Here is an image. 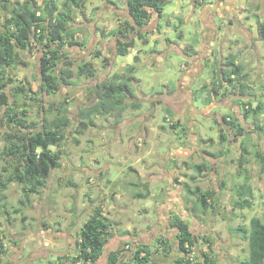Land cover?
Here are the masks:
<instances>
[{
	"label": "rangeland",
	"instance_id": "374dc122",
	"mask_svg": "<svg viewBox=\"0 0 264 264\" xmlns=\"http://www.w3.org/2000/svg\"><path fill=\"white\" fill-rule=\"evenodd\" d=\"M14 1L15 0H0L1 31H5L6 29L1 24V22L5 16L9 15V11L12 9ZM20 1L36 2L41 8L45 7L44 0ZM57 1L60 5V9L63 10L61 5L64 0ZM117 1L113 0L115 5L118 4ZM184 1L185 0H182V2ZM259 1L261 2V4H258L260 14H255L256 10H253L255 12L253 13L250 9L252 8L251 5L249 10L245 12L246 20L253 19L257 22L259 19H264V0ZM87 2L88 0L86 3ZM119 2L123 5V7H126V5H124L125 3H123L124 1ZM86 3L84 4V7ZM89 3L90 5L96 4L97 6L90 8V12H88V8H85L86 13L84 15V20L86 21V24L83 27L77 25V19L79 18V12L81 9L71 7L73 11V22H71V26L77 28L75 39L79 41L84 40L86 42L83 48L80 46H66L62 52L63 55H68L74 62L71 66L73 73L71 85L68 86L60 84V88L57 93L48 95L41 88L39 61L42 56V47L38 48L37 50L31 49L26 51L17 49V52L20 56L18 57V64L14 67L10 66L6 68V75L11 79V89L15 87H21L25 89V91H28V93L31 94V97L33 98H25V94L19 93L14 95L13 93V96L16 99V106L19 110H21L23 107L27 108V119L29 121H34L37 128L41 127L43 116L53 119V117L58 114L57 109L60 103H63L67 111L73 117H75L82 106L92 104L94 102L93 89L95 88L97 82L112 79L116 75L121 74L120 71H128L127 67H124L123 65L124 63H128L130 61V64L135 62L137 69L133 74V76H135V80L130 82L134 92L132 97L133 99L128 98L126 102L129 105H131L133 102L140 103L141 107L135 109L133 106H130L128 109L122 112V114L115 112L114 114L110 115H99L96 119L95 126L97 127L95 128L94 126H91L86 129H81V132H77V130H74L72 127L71 128L74 131L69 132L71 128H68V130L65 132L64 140L57 146L51 147L52 150L59 151L61 155V166L58 169L52 171L50 178L47 180L46 187L42 189L39 194L31 195L32 206L27 205L26 207H23L21 204L20 200L23 198V187L21 184L17 182L9 184L10 186L4 192L7 206L3 205V207H1L2 205L0 204V236L2 237L3 244L5 245L4 252L0 257V264H46L49 260L56 262L58 261L57 256L63 255L60 254V249L64 250L68 248L71 249L72 254L75 253V240L77 239V236L79 235L78 233L81 230V222L78 223L79 225H77L76 220L82 216L81 218H84V223L88 219L89 214H91V211H88V208L91 207L94 209L96 207L92 203L93 201L89 199V194L93 191L90 183H92V180H105L103 174L96 175V173H94L92 170L89 171L84 168L88 165L90 167L96 165L94 162H91L90 159L97 156L100 158L98 163L101 165V167L109 166L111 165L110 161L113 158V156L110 154L115 153V161H119L120 158H124V156H118L116 154L118 153L129 156L130 162L132 161V163L135 164V159H137L139 156H143L145 153H147V148L151 149L152 147L153 151L149 152L147 156L151 163L160 164L161 169L159 168V171L162 173L163 168L166 169L170 166L167 157L169 145L166 144L167 141L165 140L171 142L173 140L179 141V139H181V143H185V137L183 134L184 127L180 125L184 120H182V118H180L175 112L171 111L170 113L167 110L169 106L175 107L170 102V100L174 99V97L171 95V97H161L158 95H162L161 93L163 92L166 93L167 85L175 86L178 83L179 80L177 79L182 74L181 66L183 64L184 57L181 54V49H176L175 47L176 45L181 43L184 44L185 42L186 44L189 43L197 48V41H200L201 38L199 34L196 33L197 31L194 28L198 27V24H193L192 22L188 24L183 23L184 19L178 15L176 0H174L172 3L167 0L165 16H163L161 19V25L165 26V29H163L162 33H159L160 30L158 27L155 28L157 24L156 22L159 21V12L154 11L152 13L148 29L137 27L136 31H132L127 26V32L130 37L126 40H135V44L126 55H121L117 53L116 40L112 36V33L108 32V34H106L108 38L103 45L101 42L96 41L98 33L93 26V21L96 18L98 11H100V16L102 17H97L98 21L105 22L108 21L109 18V21L123 20L125 22H123L121 25L118 23L116 24L118 27L116 29H121L124 27V25L126 26V21L131 19L130 13L117 9L116 11H113L111 7H109L108 3L106 5L105 0H89ZM252 3L253 6H255L257 2L253 0ZM183 12L184 11H181V13ZM174 17L177 28H174V25H167L169 19ZM180 18H182V21ZM230 19L231 22L225 24L226 27L234 26L239 28V26L243 25L234 22L232 17ZM186 24L187 26H185ZM252 26V24L245 22L246 28L252 32H256L255 27ZM180 30L186 33L184 40L179 37ZM140 34H143V37H141ZM119 35L122 37L121 34ZM144 37H147L148 43H145ZM226 37H229V33H226ZM246 40V42L242 39L232 41L230 40V46L227 45L229 47V53H237L238 55L241 53V51H237V47H244V45L245 47L250 48L253 40L250 38L249 41L248 39ZM172 47L176 50V52L172 51ZM98 51L103 53L101 57L95 56ZM186 52H188L187 49H185V53ZM217 52L218 46L215 53ZM262 52L264 54V49H262ZM137 53L139 54L138 60L135 59ZM169 54L170 56L166 60H158V56H165L166 58V56ZM191 57L188 61H192ZM21 60L27 61V65H22L20 63ZM241 60L242 61L236 62L241 65L244 72L249 73L248 82L250 83V86H253L251 89L253 90V96L244 97V99H246L244 102L253 100L252 105L253 107H256L260 102H264V78L258 77L255 70L252 71L253 67H257L258 61H246L242 57ZM105 61L108 62L105 64ZM138 61H141V63H138ZM84 62L93 63L96 71L95 77L77 74L78 65ZM213 62H220L225 65L228 61H216L214 59L213 61H206V63L210 64ZM218 70V65L213 70H204V72L199 76V80H197L196 84L193 85L196 94L202 96L204 93H206L203 92V90L206 88L208 89V87H213L214 89L218 87L219 80L216 78L218 77ZM127 74L128 76H131V73ZM125 80V76H123L121 78V83H124ZM212 80L215 82V84L212 82ZM201 81L203 87L198 88ZM254 85H256V87H254ZM171 89H168L167 92H170ZM236 93L237 91L234 92L232 86L230 85L225 84L219 87V94L221 97L227 94L231 98L235 99ZM145 102L148 103L145 104ZM158 102L162 103L161 106L156 109V112L155 110L150 112V109L156 107ZM199 103L200 102L198 101V104ZM204 103H202V105H204ZM198 104L196 103V105ZM43 108L48 111L47 114L42 112ZM212 108L213 105H210L206 110H210ZM183 109H185V107H183ZM229 110L230 109H228V107L224 108L219 106L212 111L211 115L205 117L198 116V120L202 123H205L203 131L209 136L218 137L213 143H211L207 151L217 153L222 151L223 153L221 155L226 153L229 154L227 157L228 160L226 159L227 165H231L229 157H236V150L235 147H233L232 141L228 140L225 142L219 139L218 131L225 133L229 139V130L222 127V125H224L222 116L215 114V112H228ZM148 112H150V116H153L155 118L154 120L157 121L159 125H155L156 128H158V133L154 134L153 139L149 138L150 140L148 143L145 142L148 144V146H145L146 148L144 149V145H146L144 140L148 138L146 135V122H149L147 119L149 116ZM210 116L211 118H206ZM2 117L3 119H6L5 113L0 111V118ZM167 118L169 120H167ZM255 120L260 128L256 132V138L254 141H249L250 143L248 145V149L251 154H247L246 160H248L245 164L249 176L251 177L250 181L255 192L253 197V206L250 208H238L235 210L234 208H227L234 204V200L237 196L236 194L229 192L227 195L220 198L217 205H213L215 202H212L214 208L210 207L207 210L208 213L206 214L208 219L212 217L211 219H213L215 222L217 221V228L220 230L221 239L225 244H230V247L234 253L233 259L238 263L242 258L248 256L249 248L248 242L243 239V234L237 230L234 231L233 229L239 225L250 227V221L252 217L262 216L264 212V170L262 161L256 156V152L259 150L264 151V112L258 115ZM151 121L152 120H150V122ZM173 123H176L175 128L171 126ZM75 128L79 129L77 126ZM8 130L9 129L6 125V122H0V151L7 149L9 142L4 140V136ZM143 143L144 145H142ZM98 145L103 148L100 152L97 150ZM230 148L234 149V154L231 152ZM197 156H199L197 159H200L199 153ZM254 157L255 159H253ZM115 161L112 162L113 165H125L123 162L119 163ZM0 163L1 165H7L6 161H4L1 156ZM138 163L135 165L138 166ZM161 164H163V166ZM232 165L234 166L235 163H232ZM231 169L233 168L230 167L229 170ZM11 170H13L12 167L10 168V171ZM110 177L112 178L113 175ZM158 180H160V178ZM238 180L240 183L244 182V178L242 177H239ZM134 181H137V179ZM117 187H121V184H117V186L114 185L113 189ZM132 188L134 192L141 191L139 188ZM154 190H156V188H154ZM104 192L105 191L102 193L96 192V199L100 200L102 203L105 202L104 196H108L105 195ZM56 197H58V199ZM96 199L94 200L96 201ZM61 200H63V203ZM146 200L148 199H145V201ZM145 201L140 202L139 200L140 203L133 206V211L136 212V209L139 208L142 203H145ZM49 202L52 204L54 202L55 205V208H51L50 212L47 208V204ZM17 209H19L20 212L14 213V210ZM103 211H105V216L109 220L113 221V223H117L115 220H120V218L127 219L130 217L128 215L129 213H123L120 214V216H116L115 210H110V208L107 207L106 209H103ZM133 215H136V213H133ZM8 217L9 221H7ZM47 218H49V221H47ZM153 219H156V214L153 212L149 213L145 219L141 218V220L145 223L150 222ZM62 222L65 227H70L71 229L73 228V231L76 234L75 239H67L64 241L65 238H67L64 237V235H58L61 240L49 238L50 235H47V233H49L47 225L50 223H52L54 226L57 223L61 225ZM54 232L55 228L53 227L52 233ZM231 234L232 238L230 237ZM215 239L216 237H214V239L212 238V244L214 246L216 245ZM227 239L228 241L230 240V242H227ZM53 240L57 241H54L53 243ZM58 242L61 244L66 243L67 245L65 244V246H61L58 245ZM31 243V246L34 247V253L32 252L33 250H31L32 248L29 247ZM130 244L132 243L130 242ZM221 244L222 243H220V247H224V245ZM56 246L58 247L56 248ZM108 246H110V243H108ZM108 246L106 249H109ZM122 246L124 245L122 244ZM14 247H16L15 251ZM129 248L126 247L123 249L122 252L124 255L125 253L130 252ZM190 255L198 261L202 260L203 258L201 252L198 253L197 250H194V252L192 250ZM126 256H128V253ZM107 262L108 259L103 256V258H101L98 263L91 264H106ZM237 262L235 264H237Z\"/></svg>",
	"mask_w": 264,
	"mask_h": 264
},
{
	"label": "crops",
	"instance_id": "0c3cea01",
	"mask_svg": "<svg viewBox=\"0 0 264 264\" xmlns=\"http://www.w3.org/2000/svg\"><path fill=\"white\" fill-rule=\"evenodd\" d=\"M105 1L106 5L108 3L109 7H111L113 11H116L117 9L130 13L128 0H119L124 1L123 3H125L124 5H126V7H123V5L117 0V5L114 4L113 0ZM168 1L172 3L174 0ZM252 1L253 0H185L182 2V0H176L178 15L184 19L183 23L188 24L192 22L193 24H198V27H195L194 29H196V33L199 34L201 39L200 41H197V48L189 43L186 44L185 42L184 44L181 43L176 45V47L174 46L176 49H181V54L184 57L183 64L181 66L182 74L180 77H178L177 80L179 81L175 86L167 85L166 93L163 92L161 93L162 95L158 96L163 97L171 95L174 97V99L170 100V102L175 107L169 106L167 110L175 112L180 118H182V120L185 121L180 124L182 127H184L183 134L185 137V143H181V139H179V141L173 140L171 142L165 140L167 141L166 144L169 145L167 157L170 166L166 169L163 168L162 173L159 171V168L161 169L160 164L151 163L147 156L149 152L153 151L152 147L151 149L147 148V153H145L143 156H139L137 159H135V164L139 162L138 166L133 164L132 161L130 162L129 156L123 154L121 155L116 153L118 156H124V158H120L119 161H115V153H113L110 154L113 156V158L110 161L111 165L109 166L101 167V165L98 163L100 158L95 156L94 158L90 159V161L94 162L96 165L92 167L89 165L84 167L89 171L92 170L94 173H96V175L103 174L105 177L104 181L92 180V183H90L93 191L90 192L89 199L93 201L92 203L95 206L101 205L103 209H106L107 207L110 208V210H115L116 216H120V214L123 213H129L128 215L130 216L127 219L120 218V220H115L117 222L114 223L113 232L115 234L108 242L110 243V246H108V243L105 245V249L107 246L109 249H106L103 255L108 260L111 254L116 251L117 255L122 257V259L117 264L134 263L129 255L123 258L122 254H120L118 251L125 240L131 242L135 248L142 245L145 246L147 250L151 252L152 260L150 261V264H176V258L183 255V252L179 249L178 235L180 232L179 228L176 226V220L180 218L188 225L196 239V245L193 248V252L194 250H197L198 253L201 252L202 254L203 252L207 251L220 264H235L237 262L233 259L234 253L230 247V244H225L221 239L220 230L217 228V221L215 222L213 219H211L212 217L208 219L206 214L208 213L207 210L210 207H213V205H217L220 198L227 195V193L231 192L232 194H236L237 196L234 200V202H236L241 198V191L243 189L248 190L249 187L252 189V194L250 192H246L244 197H249L253 206V197L255 192L250 181L251 177L249 176L245 164L248 160H246L247 154H251L248 149V145L250 143L249 141H254L256 138V132L260 126L255 122V118H257V116H251L249 118L244 116L243 103L244 100H246L244 97L248 96H242L236 93L234 99L227 94L221 97V95L218 93L217 96L213 97L212 102L206 105L204 100L210 87L203 90L206 93H204L202 96H199L196 94L193 85L196 84L197 80H199V76L206 69V61H208V59H214L216 61H231V59H234V61H242V57L246 61H258L257 67H253L252 71L255 70L258 77L264 78V54L262 52V49H264V29L262 28L264 26V19H259L257 22L253 19L246 20L245 12L249 10L251 5V11L255 13L253 10H256L255 14H260L258 4H261V2L259 0H254L257 3L255 6H253ZM94 6L97 5H90L88 0L85 7L81 8L79 12V18L77 19L78 26L83 27L86 24V21L84 20V15L86 13L85 8H88V12H90V8H93ZM165 7L162 11V16H159L158 18L159 23L156 22L157 24L155 28H159V33H162L163 29H165V26L161 25V19L163 16H165ZM181 11L184 12L181 13ZM97 17H102L100 16V11H98L96 14V18L93 21V26L98 33L96 41L101 42L103 45L108 38L104 35L108 34V32L113 33V31L118 30L116 29L118 28L116 24L118 23L121 25L125 21H109V18L108 21L100 22L98 21ZM231 17L234 19V22L243 25L239 26V28L234 26L226 27L225 24L231 22ZM182 18H180L181 21ZM150 21L148 24H145L141 27L148 29ZM245 22L252 24V27H255L257 33L246 28ZM187 24L185 26H187ZM167 25H174V28H177L175 17L169 19ZM226 33H229V37H226ZM185 34L186 33H184V31L180 30L179 37L184 40ZM117 36L121 37L119 34ZM114 38L116 40L115 36ZM238 38L244 40L245 42L247 41L246 39L249 41L250 38L253 40V42L251 45L249 43L250 48L245 47V45L244 47H237V51H241V53L238 55L237 53H229L230 51L227 45L230 46V40H240ZM217 46L218 52L215 53ZM34 49L37 50L38 48L35 47ZM172 49V51L176 52L173 47ZM185 49H187L188 52L185 53ZM136 55L139 54L137 53ZM169 56L170 54L166 56V58L165 56H158V60L164 61ZM190 57L192 58V61H188ZM138 63H141V61H138ZM129 64L130 61L128 63H124L123 66L127 67ZM132 64H135V62ZM218 66L220 69L221 65L219 63ZM123 72L124 71H120L121 74ZM200 87H203L202 81L199 83L198 88ZM251 87L253 88V86ZM254 87H256V85H254ZM168 89H171L170 92H167ZM198 101L200 102L199 104ZM147 103L148 102H145V104ZM196 103L198 105H196ZM202 103H204V105H202ZM161 104L162 103L158 102L156 107L150 109V112L153 110L156 112V109L161 106ZM210 105H213V108L206 110ZM219 106L224 108L228 107L230 110L228 112H215V114L222 116L229 113L237 116L238 121H236V123H238L239 126L244 127L246 130V132L243 134L234 135L232 132L230 133V129H228L230 133V140L232 141L233 147H235L236 150V157H229L231 165L226 164V159L229 154L226 153L227 155L224 154L214 157L208 153L207 149L211 145L209 139L212 137L213 140H216L218 137L207 135L203 131L205 123H202L198 120V116L205 117L211 115L212 111ZM183 107H185V109H183ZM150 112H148L149 116ZM149 116L147 118L149 122H146V135L148 138L144 140V143H148L150 140L149 138L153 139L154 134L158 133V128L155 126L159 125L158 122L154 120L155 118L153 116ZM206 118L209 119L211 116ZM96 119L97 116L94 117L95 124ZM150 120L152 121L150 122ZM224 126L225 124L222 125L223 128ZM95 127L97 126L94 125V128ZM220 134L221 131H218V136H220ZM245 140H248L246 145L247 150L244 149L243 145ZM144 143L142 145H144ZM145 146H148V144L144 145V149L146 148ZM102 149L103 148L98 145V152L102 151ZM231 152L234 154V149H231ZM198 153L200 155V159H197L199 158V156H197ZM253 159H255V157ZM113 161L119 163L123 162L125 165H113ZM203 163L208 165V167L202 168L200 170L195 169V165ZM232 163H235V165L233 166ZM161 165L163 166V164ZM230 167L233 169L229 170ZM112 175L113 177L111 178L110 176ZM239 177L244 178L243 183L238 182ZM159 178L160 180H158ZM135 179H137V181H134ZM117 184H121V187L113 189L114 185L117 186ZM132 187L139 188L141 191L134 192ZM197 187H200L203 191L211 192V195L214 197L209 199L211 204L206 208L201 206L198 194L193 193ZM154 188H156V190H154ZM103 191H105L104 194L108 196H104L105 202L102 203L100 200L96 199V192L102 193ZM56 198L58 199V197ZM94 199H96V201ZM145 199L148 200L145 201ZM139 200L140 202L145 201V203H142L141 206L136 209V212H134L132 208L135 204L140 203ZM61 201L63 203V200ZM212 202L215 203L213 204ZM29 206H32V200ZM53 207L55 208L54 202L53 204L51 202L47 204L49 212L51 211V208L53 209ZM227 208L233 209V205ZM88 209V211L93 210L91 207ZM152 212L156 214V219L146 223L141 220V218L145 219L147 215ZM133 213H136V215H133ZM81 217L82 216L76 220L77 225H79L78 223L81 222L80 228L84 219ZM47 221H49V218H47ZM59 223L55 224V226L52 223H47L49 230L47 235H50L49 238L61 240L58 235H64V237H67L64 241L67 239L76 238L73 228L71 229L70 227H65L63 222L61 225ZM53 227L55 228L54 233H52ZM214 237H216V245L214 246L211 244V246H209L207 240H211L212 238L214 239ZM230 237L232 238V234ZM160 239L163 240V242L167 245L164 247V249L162 247L159 249L157 246ZM54 241L57 240H53V243ZM211 241L213 242V240ZM59 242L58 245L61 246H65L66 244H61ZM227 242H230V240L228 241L227 239ZM220 243H222L224 247L221 248ZM31 245L32 243L29 247L32 248L31 250H33L32 252L34 253V247ZM57 247L58 246H56V248ZM15 250L16 247H14V251ZM59 252H61L60 254L63 255L58 256L72 254L71 249L68 248L64 250L60 249ZM103 256L101 258H103ZM60 261L61 260L58 259L57 263L61 264ZM98 261L96 263H98Z\"/></svg>",
	"mask_w": 264,
	"mask_h": 264
},
{
	"label": "trees",
	"instance_id": "16d2710c",
	"mask_svg": "<svg viewBox=\"0 0 264 264\" xmlns=\"http://www.w3.org/2000/svg\"><path fill=\"white\" fill-rule=\"evenodd\" d=\"M86 1L64 0L61 5L63 10H61L57 0H44L45 7L43 8L36 2L15 0L9 15L5 16L1 22L6 29L5 31L0 30V111L5 113L6 119L0 118V122H6L9 129L4 136V140L9 142L7 149L0 151L1 158L7 163V165H1L0 163L1 207L3 205L7 206L4 192L8 189L10 183L17 182L22 185L23 198L20 202L23 207L31 203V195L39 194L46 187L52 171L61 166L59 151H54L51 147L57 146L64 140L68 128L72 127L77 132H81V129L95 125L94 117L96 116L110 115L115 112L122 114L130 106L135 109L141 107L140 103L133 102L129 105L126 102L128 98L133 97L134 92L130 82L135 80L133 74L137 69L135 64H129L127 66L128 71L118 74L112 79L97 82L93 89L94 102L82 106L75 117L67 111L63 103H60L57 109L58 114L53 119L43 116L41 127L37 128L34 121L27 119V108L23 107L21 110L17 108L13 93L14 95L25 94V98H33L28 91L21 87L11 89V79L6 75V68L18 64V57L20 56L17 49L26 51L35 47H42V56L39 61L41 88L48 95L57 93L60 84L71 85L73 76L71 66L74 62L68 55H63L62 52L66 46H85L86 42L84 40L75 39L77 28L71 26V22H73L71 7L81 9ZM166 4L167 0H128L131 19L126 21V26L122 27L124 29L121 28L112 33L115 35L121 34L123 37V40H118V54L125 55L135 44V40H126L130 37L126 29L127 26L132 31H136L137 26L148 24L154 11H158L161 17ZM262 28L264 29V26ZM141 37H143V34ZM144 38L145 43H148L147 37ZM95 56L101 57V51H98ZM135 59L138 60L139 56L136 55ZM107 62L105 61V64ZM20 63L24 66L27 65L25 60H21ZM127 73H131V76H128ZM77 74L95 77L96 71L93 63L84 62L79 64ZM217 75L219 85L217 88L208 91L205 98L206 105L212 102L213 97L219 93V87L225 84L232 86L234 92L237 91L242 96H253L252 87L248 82L249 73L244 72L241 65L234 59L228 61L226 67L221 68ZM123 76L126 80L121 83ZM252 102L253 100H249V102L243 103L246 118L258 116L264 112V102H260L256 107H253ZM42 112L47 114L48 111L43 108ZM169 112L171 111L169 110ZM237 118V116L229 113L222 115L223 122L230 129V133L232 132L234 135L246 132L244 127L236 123ZM76 126L79 129H76ZM171 126L175 128L176 123L171 124ZM257 127L259 128L258 125ZM72 128L69 132L74 131ZM230 133L228 139L225 133L221 132L219 139L227 142L230 140ZM209 141L214 142L212 137ZM247 143L248 140L243 143L245 150H247ZM208 153L217 157L223 152ZM256 154L258 159L262 161L264 170V151L259 150ZM11 167L13 170L10 171ZM205 167L207 168L208 165L204 163L195 165L197 170ZM242 191L241 198L233 204L234 210L252 207L251 199L244 197L246 192L252 194V189L249 187L248 190ZM193 193L198 194L201 206L206 208L211 204L209 202V199L213 197L211 192L203 191L200 187H197ZM14 211V213L20 212L19 209ZM90 213L75 240V253L57 256L61 260V264L96 263L104 255L105 245L115 234L113 232L114 223L105 216L101 205L96 206ZM7 221H9V217ZM176 226L180 232L178 235L179 249L183 252L182 256L176 258V264H220L207 251L202 253V260L198 261L195 258L191 260L189 256L196 245V239L182 219L178 218L176 220ZM233 230L243 234V239L248 242L249 248L248 256L242 258L238 264H264V212L262 216L252 217L250 227L239 225ZM211 240H207L209 246L212 244ZM187 244L190 247L188 249ZM123 245L118 249L123 258L128 253L134 262L132 264H150L152 260L151 252L145 246L135 248L128 241H125ZM125 245H130V252L124 255L122 251L126 248ZM4 246L3 239L0 236V256L4 252ZM165 246L167 245L160 239L158 248L161 249L162 247L164 249ZM121 259L122 257H119L115 251L106 264H117ZM46 264L58 263L49 260Z\"/></svg>",
	"mask_w": 264,
	"mask_h": 264
},
{
	"label": "flooded vegetation",
	"instance_id": "af4514ba",
	"mask_svg": "<svg viewBox=\"0 0 264 264\" xmlns=\"http://www.w3.org/2000/svg\"><path fill=\"white\" fill-rule=\"evenodd\" d=\"M231 15V14H230ZM104 36H106L107 37V35L105 34ZM112 36L114 37H116V45H117V47H118V43H119V41L118 40H123L122 38L123 37H118L117 35H115V34H112ZM208 61H213V60H209L208 59ZM220 65H221V68H224V67H226V65H224V64H221L220 62H218ZM218 63L217 62H213V63H206V69H214L217 65H218ZM213 66V67H212ZM224 66V67H223ZM219 67V66H218ZM221 68L218 70V71H221ZM215 71V70H214ZM217 78V77H216ZM212 82H214L213 80H212ZM227 85V84H226ZM213 89V87H210V89L209 90H212ZM237 94H238V92H237ZM225 124V123H224ZM224 128L225 129H228V127H226V124H225V126H224Z\"/></svg>",
	"mask_w": 264,
	"mask_h": 264
},
{
	"label": "built area",
	"instance_id": "2783aa9c",
	"mask_svg": "<svg viewBox=\"0 0 264 264\" xmlns=\"http://www.w3.org/2000/svg\"><path fill=\"white\" fill-rule=\"evenodd\" d=\"M167 120H169V119L167 118ZM126 247L129 248L130 245H126ZM188 248H190V247H189V244H187V249H188ZM189 258H190L191 260H194V257L191 256V255L189 256Z\"/></svg>",
	"mask_w": 264,
	"mask_h": 264
},
{
	"label": "water",
	"instance_id": "95a60500",
	"mask_svg": "<svg viewBox=\"0 0 264 264\" xmlns=\"http://www.w3.org/2000/svg\"><path fill=\"white\" fill-rule=\"evenodd\" d=\"M138 28H142L141 26H137ZM203 113V112H202ZM204 114V113H203Z\"/></svg>",
	"mask_w": 264,
	"mask_h": 264
},
{
	"label": "clouds",
	"instance_id": "9594fccd",
	"mask_svg": "<svg viewBox=\"0 0 264 264\" xmlns=\"http://www.w3.org/2000/svg\"><path fill=\"white\" fill-rule=\"evenodd\" d=\"M83 48V47H82Z\"/></svg>",
	"mask_w": 264,
	"mask_h": 264
}]
</instances>
